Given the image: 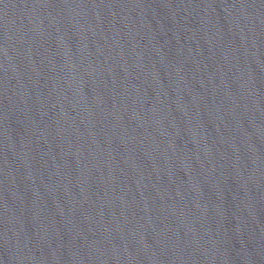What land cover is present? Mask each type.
<instances>
[{
    "label": "water",
    "instance_id": "1",
    "mask_svg": "<svg viewBox=\"0 0 264 264\" xmlns=\"http://www.w3.org/2000/svg\"><path fill=\"white\" fill-rule=\"evenodd\" d=\"M0 264H264V0H0Z\"/></svg>",
    "mask_w": 264,
    "mask_h": 264
}]
</instances>
